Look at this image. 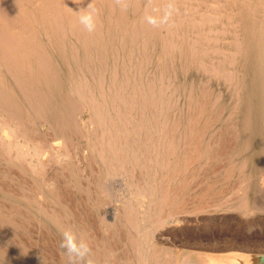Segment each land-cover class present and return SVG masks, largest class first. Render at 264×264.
<instances>
[{"label":"bare ground","instance_id":"1","mask_svg":"<svg viewBox=\"0 0 264 264\" xmlns=\"http://www.w3.org/2000/svg\"><path fill=\"white\" fill-rule=\"evenodd\" d=\"M90 3L99 10L97 27L92 33L78 21V12ZM219 16L227 17L223 33L229 37V53L228 49L217 47L223 40L217 30ZM215 57L224 66L220 62L218 66ZM175 58L185 71L191 66L204 72L209 66L205 71L210 76L223 77L235 94L242 89L250 91L244 100L241 134L235 125L218 131L221 134L216 133L224 123L220 122L222 115L218 116L219 112L211 114L213 102L207 96V86L199 92V99L187 96L190 111L187 116L177 113L179 96L177 98L176 93L182 87L173 86L169 71ZM252 61L253 80H241L238 66L247 67ZM256 104L262 111L264 131V0H0V162L34 183L41 181L39 188H48V192L57 194L59 189L53 185L50 172H55L57 178L58 174L63 177L60 172L65 175L64 172L71 171L76 182L81 180L83 170L72 162L77 159L75 152V156H70L72 152L67 151L70 144L77 142V146L73 145L75 150L83 147L90 154L86 153L91 158L89 161L98 163L100 171L95 186L103 196L108 195L105 181L109 179L123 178L133 190L138 201L133 198L138 203L133 205L131 200H126L120 218L117 212H111L114 221L124 223L140 235L130 241L142 264H173L170 248L162 251L147 244L154 230L160 228L162 231L166 224L180 223L190 213L229 207V189L225 186L228 183L218 189V180L211 184L205 181L208 187L200 194L190 192L191 168L195 164L200 167L211 163L218 165L217 162L223 160L218 148L228 144L229 129L237 131L236 139L243 137L249 142L251 114L257 108ZM238 105L232 108L230 117L236 115ZM219 124L220 128L217 127ZM73 137L77 141L70 143ZM61 160L66 163H60ZM261 160L264 167V150ZM230 164L225 168L224 182L229 179V172L237 169L235 164ZM244 165L237 171L246 182ZM96 169L94 167V174ZM1 177L0 196H16L17 201L23 200L26 205L37 207L38 200L36 202L24 193L14 195L11 189L3 187L5 181L2 180L6 177ZM58 178L56 182L61 180ZM89 183L92 185V180ZM232 206L243 212L249 210L243 195ZM4 219L1 215L0 221L7 223ZM52 219L55 223L58 221L54 215ZM86 236L81 234L84 240ZM141 237L147 239L145 243ZM4 250L0 249L1 255L5 254ZM254 263L258 264L257 258Z\"/></svg>","mask_w":264,"mask_h":264},{"label":"rangeland","instance_id":"2","mask_svg":"<svg viewBox=\"0 0 264 264\" xmlns=\"http://www.w3.org/2000/svg\"><path fill=\"white\" fill-rule=\"evenodd\" d=\"M219 17H220V20L218 22V29L217 30L219 31V36H221V38L223 40L225 38L226 39L224 41L222 40V43H220L217 47L222 48V49H224V48L228 49L229 37L224 36L225 34L223 33L224 27L225 28L227 27L226 26L227 22H228L227 17L226 18H225V16H219ZM221 23H222V25H225V24L226 25L222 26ZM227 51H228L227 53H229V49ZM215 58L217 59V57H215ZM250 58H252V59L254 58V53H253V55L250 56ZM216 59H215V63H218V66H220V65L224 66V64L221 63L219 59H217V60ZM219 62H220V65H219ZM171 64H170V70H169L171 72V74H170V72H169V74H170V77H172L171 81L173 83V86L174 87L176 86L175 88H179L180 86L182 87L176 93V97L178 98V96H179V98L177 99V101H178L177 107L179 106L177 113L178 114L180 113L182 116L184 115V117L187 116L190 112V111H188L189 109H188L187 96L190 95V96H194V98L198 97L197 99H199V96L201 95V93H199V92L202 91L203 89H205V86H207V88L209 87L208 88L209 90H207L209 92L208 93L209 95L207 94V96H209V100L211 98V102H213V104L211 103V108H212L211 111H213L211 114L217 115L218 113H216V112H219L218 116L222 115L220 117V122H221V124L224 123L221 126L223 128L219 127L220 124L217 126L220 129L217 130L216 133H219L223 129H228V125L229 126H231V125L237 126L236 129L239 128L238 129V133H239V131L241 130V128L243 126V120H244V114H245V106H246L245 104L246 103H244V100H245L246 94L250 91L242 89L241 92H239L238 94H235L234 89L229 88V85L226 83V80L223 77L220 78L219 76H210L208 74V72L205 71L209 68V66H208V68L206 67L207 69L205 68L204 72H203L202 69H195L194 67H191V66H189V68L185 71V69L183 68V65L180 63L179 59H177V58H175V61H173ZM228 70H229V66H228ZM237 71L240 75L241 80L245 79L246 81L251 82L253 80V77H254L253 76V72H254L253 61L247 67H245V65H243L242 67L238 66ZM173 73H174V75H173ZM206 78L211 79V80L207 81ZM213 88H214V90H213ZM184 89H186V90L184 91ZM236 100H238V102ZM237 103L239 104L238 108H237V113L233 117H230L229 115H231V114H229V113L232 112V108L235 107ZM212 106L214 107V109ZM256 107L257 108L254 109L253 113L251 114L250 132H249L251 137L249 139V142H246L243 137H240V140L236 139L235 135H236L237 131H235L234 129H229V135H228L229 136V142H227L228 144L226 145V143H225V144H223L224 145L223 147L221 145L218 148L219 154H220V151L223 152V153L221 152V154H220V155H222V156H220L221 158L224 157V158H222L223 160L220 159V161L217 162L218 165L216 163H211V164L203 163L205 165H202L200 167V166H197L198 164H195L192 167V168H194L195 171L194 170L192 171V168H191V174L192 175L190 178H191L192 184L190 185V192L193 193V195H196L198 193L200 194L202 191H204L208 187V186H206L207 184H205L206 182L207 183L210 182V184H211V182L218 180V182H219L218 189H220V187H223V184L225 185V183H228V185L226 184L225 186H227V188L229 189V198H230L229 201L231 200L229 202V207H224L225 209L219 208L218 210L216 209L214 211L208 210L206 212H198V214L197 213H194V214L190 213L192 216L190 214L185 216L184 220L180 223H176V224L173 223V224H169V225L166 224L167 227H166V225L163 226L162 228H165V229L164 230L162 229V231L159 228L158 231H160V233L156 230H154V232H151V235L149 236V239L151 242L147 241L148 243L147 242L146 243L148 245H150L151 248L154 246L153 248L156 247L158 250H162V251L168 250V248H170L169 252H171L174 256V257H172V263L173 264H181V263L182 264H185V263L186 264H241V263L242 264H245V263L246 264H255L254 263L255 258L258 259V264L262 263V261H264V167H263V163L261 160V155H262V152L264 150V134H263L264 131L262 129L263 126H262V122H261L262 121V119H261L262 111H260L257 104H256ZM220 111L221 112L223 111L224 113L223 112L220 113ZM87 117L88 116L86 114L85 115V119H86L85 121L88 120ZM226 117H228V118H226ZM224 118H226V119H224ZM228 121H230V124L228 123ZM219 134H221V133H219ZM239 134H241V133H239ZM231 136L233 138H231ZM72 140L73 141H70V143H74L75 141H77L74 137ZM229 143H230V145H229ZM235 143H236V145H235ZM75 144L76 145L70 144L71 148H74V146H77V142ZM232 145H233V147H232ZM229 146H231L230 147L231 149L228 148ZM69 147H68L67 151L72 152V153H70V156L75 152L74 154L76 156L74 154L73 155L75 156V158H77L76 159L77 161L72 159L73 164H75V165L78 164L77 165L78 169L82 168L83 174H82V176H80L81 180H79V182H80L79 183V182H76L75 178L71 177V176H73V175H71V171L66 172V173L64 172L65 175H63V172H60V174H62L63 177H61V175L58 174L57 178L59 177L58 179H61V180L56 182L57 178L54 177L55 172L54 173L50 172L49 176L51 178L53 177L52 178L54 181V182L52 181L53 185L55 184L56 189H59V191L61 190L60 192L58 190H55L56 192L58 191L57 194H52V193L48 192L49 191L48 188H46L47 191L44 188L43 189L39 188V185L41 186V184H42L41 181L40 182L37 181V183H34L35 181H33L32 179H30L31 181L28 180L29 178L27 179L24 176L17 174L15 171L7 168L6 164H4L3 162H0V168H1L0 170L3 171V172L0 171V177L3 176V177H1L2 179L6 177L5 179H3V180L1 179V180L3 182L5 181V183H6V181L11 182V183H9V185H8V183L5 184V183L1 182V183H3L2 185H4L3 187H5L9 190L11 189L10 191L14 192V193H12L14 195L19 196L21 194L22 195L25 194V195H27V197L28 196L31 197L36 202L38 200L37 207H33V206L26 205L23 200L17 201V199L15 198L16 196H13V198H8V197L4 198V196H2V195L0 196V216L2 215V218L4 219V217H5L4 220L7 219V221H8L7 223L5 221L3 223L0 221V236H2V238L0 237V249L6 250V251L4 250V252H3V253H5L4 254L5 256L0 254V256H1L0 257V264H25V263L26 264H30V263L31 264H66V259L62 255L63 250L60 249L58 244H59L60 239H61V232L65 229H69V228H71L77 234L78 238H81V234H83V233L85 236L87 235L86 236V238H87L86 242L88 243V245L91 249L90 259H91V261H93L92 264H103V263L104 264H138V263L142 264V261H140L139 257L136 256L137 250H136L135 246L133 244H131V241H132L131 239L136 238L135 236H138L139 234L136 233L135 231H133L129 226L125 225L124 223H122V222L117 223L116 221H114V217H113V214L111 212V211L117 212V215H119V218H120L121 217L120 214H122L121 210L123 209V206H124L123 204H126V200L127 201L131 200V202L130 201L129 202L133 205H136L138 202H136L137 198L134 197V195L132 194L133 190L130 189V187L126 185V181L123 178H119V179L117 178V180L112 179V181H111V179H109L108 182H106L107 181L106 180L105 183H107L106 186H107L108 195L110 196V194H111L112 196H110V197H108V195L103 196L101 194L99 188L95 186V185H97L96 180H98L99 171H100L98 168V163L96 161L94 162L93 160L92 161L95 164L92 161H89V159L91 160V158L89 156H87L86 153L88 155H90V154L88 153V151H85L83 147L81 149L79 148V150H75L76 148H74V150L69 149ZM81 150H84V151L82 152ZM223 150H225V151H223ZM231 150H233V151H231ZM79 151H81V153H79ZM80 155H81V162L79 159ZM225 155H226V157H225ZM228 155H229V157H228ZM218 157H219V155H218ZM227 157H228V159L226 160ZM72 158H73V156H72ZM83 160L84 161L88 160V161L82 162ZM60 163H66V161L61 160ZM92 163H93V165H91ZM228 163H229V165H231L230 163H232L233 165L235 164L234 166L237 169L241 168L245 164L244 165L245 169L243 168V172H244V175L247 177V178H245L246 182H245V180L243 181V179H241V177H240L241 173H239L237 171V169H234L236 171L234 172V170H233V173L231 170L230 171L231 173L229 172V179L226 180L225 182L222 181V179L225 178L224 177L225 176L224 171H225V168L228 165ZM88 164H90V166ZM58 166L59 165H57V166L55 165V168H57ZM88 167H90V168H88ZM94 167L95 168L97 167L96 172L98 173V175L96 172L94 174V171H93ZM199 167H200V169H199ZM60 168H61V166H60ZM86 168H87V170H86ZM212 169H213V172H212ZM214 169H215L216 173H215ZM62 171H64V170H62ZM86 173L88 174V176L86 175ZM202 173H204V174H202ZM212 173H213V175H212ZM197 175L198 176L201 175V176L198 177ZM67 177H68V179H67ZM120 179H123V180L121 181ZM17 180H19V181H17ZM68 180L70 181V183L68 182ZM91 180H92V185H90L91 182L89 183V181H91ZM94 181H96V183ZM116 181H118V185L115 184V183H117ZM119 181L122 182V183L121 182L120 183L123 184L122 185L123 187L121 186ZM238 181L242 182V183H240L241 185L239 184ZM93 182H94V184H93ZM77 183H79V184H77ZM86 183H88V184L86 185ZM244 183L246 186L244 185ZM17 184H19V185H17ZM35 186H38V187L36 188ZM87 186H88V188L86 189ZM197 186H199L200 188ZM84 187H85V190H84ZM12 188L15 190H13ZM16 188H18V189H16ZM77 188H78V190H77ZM92 188H93V190H92ZM124 188H126V189H124ZM195 188H197V189H195ZM71 191L73 192V194ZM17 192H18V194H16ZM63 194H65V195L63 196ZM69 194H70V196H69ZM131 195H133V196H131ZM242 195L246 199L247 207L249 209L246 212H243L241 210H237V209H235V207L232 206V205H235L237 203L239 197H242ZM231 196H233V197H231ZM62 197H63V199H62ZM65 197H67V199ZM84 197L85 198L87 197V198L85 199ZM131 197H132V199H131ZM70 198H73V199H70ZM105 198L108 200H106ZM231 198H233V199H231ZM59 200H61V201H59ZM70 200H72L71 203L69 202ZM123 201H125V202H123ZM72 202L74 203V205ZM75 202L77 203L76 204L77 206L75 205ZM85 202L87 203V205ZM9 204H11V205H9ZM14 204H16V205L14 206ZM105 204H107V206ZM108 204L110 205V207ZM192 204L193 203L190 204L191 207H192ZM4 205H6V206H4ZM85 205H86V207H84ZM82 206L84 209L82 208ZM20 208H21V211L23 210L22 212L20 211ZM142 209H144V208H142ZM12 210H14V211L12 212ZM194 210L195 209H191V211H194ZM5 211H7V212H5ZM89 211H91V212H89ZM73 212L76 214H74ZM79 212H80V214H79ZM110 212H111V214H110ZM219 212H221V213H219ZM51 214L56 216L58 218L57 220L58 221L60 220V221L59 222L57 221L55 223V221L52 219L53 215H51ZM88 214H89V216H88ZM106 214H108L110 216H108V215L106 216ZM30 216L32 219L30 218ZM62 217H63V219H62ZM82 218H83V220H82ZM81 221H83V222L81 223ZM64 222L68 223V224H65ZM21 223H24V224H21ZM44 224H46V225H44ZM66 225H67V227H66ZM97 225H98V227H97ZM63 226H64V228H63ZM115 226H117V227L115 228ZM1 227H2V229H1ZM47 227H48V229H47ZM18 228H20L19 229L20 231L18 230ZM95 228L97 231L95 230ZM119 228L120 229L122 228V229L120 230ZM79 231L81 232V234ZM130 231L131 232L133 231V232L130 233ZM20 232H22V233L20 234ZM90 232H92V233H90ZM161 232H163V234ZM116 233H117V235H115ZM124 233L126 234V236ZM18 234H20V235H18ZM22 234L25 235L26 237L23 236ZM9 236L11 237V240L9 239ZM88 236H90L91 238ZM6 237L10 241H8ZM96 237L98 238V240H96L97 239ZM105 237H107V238H105ZM125 237H126V239H125ZM138 237H140V235ZM160 238H162V240ZM15 239H17V240H15ZM36 239H38V240L36 241ZM141 239H143V238L141 237ZM144 240H147V239L144 238L142 242H144ZM21 244H22V246H21ZM142 245H143V243H142ZM146 247L148 248V246H146ZM217 247H219V249ZM159 248H161V249H159ZM164 248H166V249H164ZM199 249H201V250H199ZM22 251H23V253H22ZM16 253H17V255H16ZM95 253L96 254L98 253L97 254L98 256L100 254V256H99L100 258H98V256H96ZM60 255H61V257H60ZM110 255H113V256H110ZM208 255L209 256L213 255L217 258H211V257H208ZM9 256H10V258H9ZM107 258H108V260H107ZM175 258H176V260L174 262ZM24 261H26V262H24ZM113 261H114V263H113ZM147 264H148V262H147Z\"/></svg>","mask_w":264,"mask_h":264},{"label":"clouds","instance_id":"3","mask_svg":"<svg viewBox=\"0 0 264 264\" xmlns=\"http://www.w3.org/2000/svg\"><path fill=\"white\" fill-rule=\"evenodd\" d=\"M79 23L92 33L97 27V18L99 10L92 3L86 9L78 12ZM59 247L62 249V255L66 259V264H92L90 259L91 249L83 238H78L77 234L71 229H65L61 232Z\"/></svg>","mask_w":264,"mask_h":264}]
</instances>
